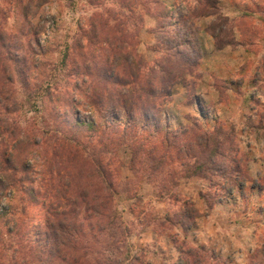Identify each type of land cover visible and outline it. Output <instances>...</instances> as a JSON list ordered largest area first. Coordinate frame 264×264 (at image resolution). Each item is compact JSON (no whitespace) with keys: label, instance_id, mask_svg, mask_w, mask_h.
Segmentation results:
<instances>
[{"label":"clouds","instance_id":"1","mask_svg":"<svg viewBox=\"0 0 264 264\" xmlns=\"http://www.w3.org/2000/svg\"><path fill=\"white\" fill-rule=\"evenodd\" d=\"M0 264H264V0H0Z\"/></svg>","mask_w":264,"mask_h":264}]
</instances>
